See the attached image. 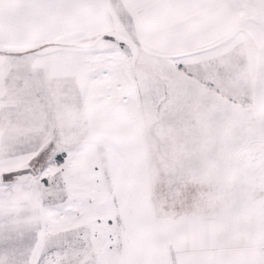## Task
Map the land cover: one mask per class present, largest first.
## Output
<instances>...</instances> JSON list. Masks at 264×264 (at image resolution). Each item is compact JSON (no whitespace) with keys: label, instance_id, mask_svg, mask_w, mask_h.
<instances>
[{"label":"snow or ice","instance_id":"obj_1","mask_svg":"<svg viewBox=\"0 0 264 264\" xmlns=\"http://www.w3.org/2000/svg\"><path fill=\"white\" fill-rule=\"evenodd\" d=\"M0 264H264V0H0Z\"/></svg>","mask_w":264,"mask_h":264}]
</instances>
